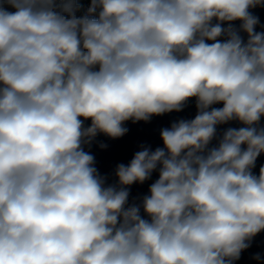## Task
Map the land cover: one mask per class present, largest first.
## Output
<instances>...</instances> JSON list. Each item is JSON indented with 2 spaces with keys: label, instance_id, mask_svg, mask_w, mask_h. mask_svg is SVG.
<instances>
[{
  "label": "clouds",
  "instance_id": "clouds-1",
  "mask_svg": "<svg viewBox=\"0 0 264 264\" xmlns=\"http://www.w3.org/2000/svg\"><path fill=\"white\" fill-rule=\"evenodd\" d=\"M257 8L264 0H0V264L238 261L264 232ZM193 99L194 118L162 128V147L142 144L112 182L98 171L86 151L98 135L119 139L125 122Z\"/></svg>",
  "mask_w": 264,
  "mask_h": 264
},
{
  "label": "water",
  "instance_id": "water-1",
  "mask_svg": "<svg viewBox=\"0 0 264 264\" xmlns=\"http://www.w3.org/2000/svg\"><path fill=\"white\" fill-rule=\"evenodd\" d=\"M254 14L260 19V23L264 24V8H257L253 10ZM238 24V22H237ZM259 27L257 31H260ZM222 105H216L221 107ZM196 114L195 100H190L188 106L181 112L168 113L162 116H154L150 122H125V127L129 129L126 135L119 139H110L102 134L98 135L96 142L93 143L90 151L95 157V166L102 175L110 177V181L114 180V170L120 163L128 164L133 158L134 154L140 150V146H150L152 150L157 147H162L163 143L160 139V130L162 128L170 127L171 123L179 119H192ZM90 125V121L85 122ZM231 126H238L233 124ZM100 142L106 143L108 147L101 149L98 145ZM264 165V154L258 157L254 173L259 174V168ZM158 179V173L154 172L150 180L144 184H134L130 189L129 201L132 202L137 197L147 195L149 186L152 182ZM259 253L262 257L260 262L255 261L252 257ZM234 264H264V232L259 233L252 241L251 247L241 253V257Z\"/></svg>",
  "mask_w": 264,
  "mask_h": 264
},
{
  "label": "built area",
  "instance_id": "built-area-1",
  "mask_svg": "<svg viewBox=\"0 0 264 264\" xmlns=\"http://www.w3.org/2000/svg\"><path fill=\"white\" fill-rule=\"evenodd\" d=\"M80 2L83 4L85 9L88 7L89 0H80Z\"/></svg>",
  "mask_w": 264,
  "mask_h": 264
}]
</instances>
